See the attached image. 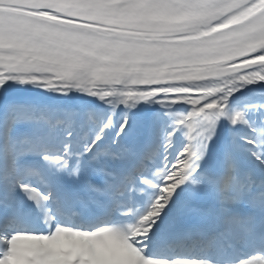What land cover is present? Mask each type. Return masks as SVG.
Here are the masks:
<instances>
[{"label": "snow or ice", "instance_id": "obj_1", "mask_svg": "<svg viewBox=\"0 0 264 264\" xmlns=\"http://www.w3.org/2000/svg\"><path fill=\"white\" fill-rule=\"evenodd\" d=\"M193 6L205 7L185 5ZM97 7L118 10L122 15L115 18L128 31H135L131 26L138 18L144 17L146 22L147 16L178 5L163 0H120L117 5ZM36 10L18 0H0V113L17 110L14 84L65 96L75 91L129 109L148 102L169 110L184 104L189 110L151 147L127 141L132 129L127 118L95 124L71 113L67 118L26 121L9 116L6 123L0 121V239L4 243L0 260L9 255L8 242L18 231L52 236L56 223L104 221L139 230L134 243L145 264H218L212 259L168 260L148 254L170 213L175 211V221L168 227L184 217L203 214L201 208L174 199L186 184L194 189L212 187L224 222L242 223L248 238L264 241V177L249 174L243 180L237 178L240 145L235 140L223 144L219 159L210 162V167L220 170L219 175H201L219 121L228 118L232 125L245 122L242 112L228 115L229 101L240 85L264 81V63L249 64L264 56V48L195 73L183 70L181 62L229 56L234 49L218 45L199 57L185 56L173 50L185 45L149 48L142 40L112 32L42 27L25 15ZM240 13V22L217 36L236 33L233 38L239 50L247 51L245 45L264 38V3L246 0L229 15ZM212 72L223 74L193 82L176 80L185 74L208 76ZM181 89L187 91H178ZM177 131H184L187 144L172 153ZM82 137L86 139L77 149L75 144ZM253 140L256 148L252 154L264 166V132ZM238 205L247 209L245 216L234 213ZM49 222H54L52 227H46ZM215 243L213 238L209 246ZM238 264H264V255H253Z\"/></svg>", "mask_w": 264, "mask_h": 264}, {"label": "clouds", "instance_id": "obj_2", "mask_svg": "<svg viewBox=\"0 0 264 264\" xmlns=\"http://www.w3.org/2000/svg\"><path fill=\"white\" fill-rule=\"evenodd\" d=\"M53 223L49 222L46 227H52ZM58 230H66L71 233H104L105 238L103 242L97 244L98 254L80 258L76 261V264H145L140 250L134 243L140 234L139 230H133L125 223L65 221L55 224L53 234ZM34 237H37V235L33 232L27 230L18 231L12 236L8 242V246L10 248L12 242L16 239H30ZM3 247V240L0 239V250ZM68 259H71V256ZM54 264H62V262L56 260Z\"/></svg>", "mask_w": 264, "mask_h": 264}, {"label": "bare ground", "instance_id": "obj_3", "mask_svg": "<svg viewBox=\"0 0 264 264\" xmlns=\"http://www.w3.org/2000/svg\"><path fill=\"white\" fill-rule=\"evenodd\" d=\"M258 2L264 3V0H258ZM257 11H259V10H257ZM239 15H243V13H240V14L235 15V16L231 15L230 17H227V18H225V19H220L219 24H217V25L215 24V25H216V26H220V24H221V25H224V24H227V23H231V24L239 23V22H240L239 19H238ZM221 21H222V22H221ZM212 27H213V26H209V28H212ZM209 28H206V29H203V30H201V31H198L197 33H199V32H204V31H209ZM187 34L193 36L195 33H194V32H191V31H188ZM260 61H261V62H264V57H263L262 59H260ZM14 85H15L16 88L20 87V85H18V84H14ZM22 86H24V85H22ZM236 90H238V89H236ZM236 90H235V91H236ZM184 91H187V90H184ZM145 103H147L149 106H154V108H155V106L157 105V104H151V103H148V102H145ZM228 113H229V111H228ZM227 119H228V118H222V119H221V123L224 124V122H226Z\"/></svg>", "mask_w": 264, "mask_h": 264}]
</instances>
